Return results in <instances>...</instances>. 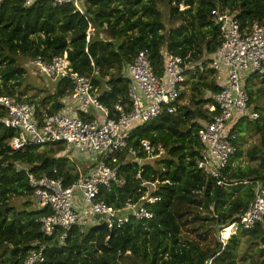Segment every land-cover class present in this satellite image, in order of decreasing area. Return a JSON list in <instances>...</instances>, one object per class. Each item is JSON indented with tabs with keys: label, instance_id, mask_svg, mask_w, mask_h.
Here are the masks:
<instances>
[{
	"label": "trees",
	"instance_id": "16d2710c",
	"mask_svg": "<svg viewBox=\"0 0 264 264\" xmlns=\"http://www.w3.org/2000/svg\"><path fill=\"white\" fill-rule=\"evenodd\" d=\"M161 3L168 6V22ZM80 4L84 12L76 11L73 4L53 5L51 0H38L30 7L19 0L0 4V95H18L33 104L38 113L58 112L65 106L63 99L74 91L71 82H55L54 92L39 101L25 97L21 87L27 69L22 60L40 55L50 61L54 56H66L70 67L81 74L90 75L99 68L95 85L109 76L110 90L101 97L105 105L112 108L121 96L130 108L132 79L123 69L141 51L150 52L155 71L163 74L167 53L197 63L217 52L222 36L211 18L215 8L235 13L243 27L264 24V0H80ZM180 5L187 8L180 10ZM90 28L93 34L87 41ZM261 73L246 79L245 88L250 79L264 78ZM185 84L192 88L189 103L178 101L175 113L165 112L138 125L130 137L133 146L144 139L165 142V156L143 165L129 161L121 152L107 159L118 168L125 184L110 191L102 188L100 198L122 210L128 198L137 201L147 190L144 181H158L157 194L162 200L153 205L154 217L144 221L131 218L121 229L112 231L86 216L85 223L74 224L66 231L62 243L64 229L59 228L52 236L42 232L39 219L50 210L38 207L27 174L17 171L14 163L26 165L37 175L64 177L67 184L83 177L87 170L74 173L68 153L60 154L70 148L63 143L13 151L8 142L17 132L0 124V264H25L33 249L45 254V261L38 264H264V217L253 229L240 226L232 236L234 228L226 230V243H207L205 237L214 225H232L252 204L256 186L245 181H264V86L246 88L250 106L260 114L254 125L249 120V127L261 136L260 144L252 147L248 156L260 164L249 170L235 169L233 157L222 171L233 184L222 187L196 166L202 149L199 131L218 112L213 100V94L221 89L218 71L207 60L188 75ZM207 91L209 97H205ZM184 96L183 92L180 99ZM5 114L0 105V116ZM245 119H240L236 128ZM238 138L236 156L241 152L239 132ZM96 164L90 160L89 171ZM141 168V178H137ZM13 197L30 199L19 207L12 202ZM185 231L196 233L199 239ZM243 239L256 251L239 255Z\"/></svg>",
	"mask_w": 264,
	"mask_h": 264
},
{
	"label": "built area",
	"instance_id": "2783aa9c",
	"mask_svg": "<svg viewBox=\"0 0 264 264\" xmlns=\"http://www.w3.org/2000/svg\"><path fill=\"white\" fill-rule=\"evenodd\" d=\"M4 1L0 0V4ZM19 1L24 7H30L38 0ZM51 1L53 5L73 4L76 11L84 12L80 0ZM211 18L222 36V44L212 57L192 63L181 55L167 53L164 72L158 74L146 49L125 64L123 73L132 79L129 87L130 108H127L121 96L112 108L105 105L101 97L110 90L109 76L103 77L100 85H95L94 77L100 75L99 68H95L90 75L81 74L70 67L66 56H54L46 61L39 55L29 60L30 67L54 82L67 79L73 85L72 95L63 99L65 106L58 112L38 113L33 104L20 100L18 95H0V105L6 110V114L0 116V124L17 132L8 142L13 151L33 145L63 143L97 163L87 174L69 184L64 177L37 175L26 165L14 163L17 171L27 174L38 207L50 210L48 215L39 219L46 236H52L62 228L65 231L61 237L62 243L66 231L74 224L85 223L86 216L92 218L94 224H106L112 231L121 229L131 218L144 221L154 217L153 205L162 200V196L157 194L158 181H144L142 184L147 190L137 201L128 198L122 210L100 198L102 188L110 191L114 186L122 187L125 184L118 168L112 167L107 159L112 153L121 152L128 156L129 161L143 165L165 156L167 147L163 141L144 139L138 146L130 144L132 131L165 112L175 113V104L181 97L188 75L207 60L209 66L218 71L219 80L223 71L226 80L220 82L221 89L213 94L218 112L212 114L199 131L202 149L196 166L210 175L219 186L233 184L222 171L238 151L236 125L242 118L254 121L260 116L250 106L245 80L264 71V24L254 23L251 27H243L235 13L220 8L212 10ZM92 34L90 28L87 41ZM69 97L73 101L72 106L67 100ZM207 107L212 108L210 105ZM142 172L143 168L137 172V178H141ZM251 182L256 186L254 200L233 223L248 230L264 217V181ZM109 238L107 236V240ZM44 261L43 251L33 249L25 264Z\"/></svg>",
	"mask_w": 264,
	"mask_h": 264
},
{
	"label": "rangeland",
	"instance_id": "374dc122",
	"mask_svg": "<svg viewBox=\"0 0 264 264\" xmlns=\"http://www.w3.org/2000/svg\"><path fill=\"white\" fill-rule=\"evenodd\" d=\"M161 8L166 14V22L169 20V10L168 6L161 3ZM187 7L184 5H180V10H185ZM22 63L26 66L27 72L23 79V85L21 87V90L25 91L24 96L35 99L39 101L42 97L51 94L54 92V86L55 82L51 80L50 78L43 75L41 72L34 70L32 67L29 66V60H22ZM264 74V71L261 73ZM253 85V87H252ZM264 86V78L261 77H254L248 81L246 84V88L250 89L252 87L254 90H257ZM192 91V88L189 84L184 85V89L182 90V93L184 92V97H182L179 101L183 103H189V95ZM210 92H206L205 97H209ZM252 125H254V121H252ZM250 121L249 119H245L243 123L236 128L237 131L241 135L240 139V149L241 152L238 156H234V161L232 163V167L235 169H247L256 167L260 164V161L251 160V158L248 156V151L255 146H258L261 141L260 133H258L253 127H249ZM253 128V129H252ZM239 142V141H238ZM66 148V147H65ZM68 153V154H66ZM61 155H68L70 158L69 160L72 161L73 165L75 166L74 173L76 171H82L83 168L87 170L86 174L89 171L90 167V160L87 155L82 153L79 150H74L73 148H66V150L60 151ZM250 183H252L250 181ZM79 194V193H78ZM34 200L37 202L35 197L33 196ZM28 197H13L12 202L17 204L19 207H23V203L27 201ZM38 205V203H37ZM240 226L236 225V233L238 232ZM232 229V228H231ZM230 230H228L229 232ZM234 233V232H233ZM232 233V234H233ZM185 234L190 236L191 238L199 239V237L196 235V233L185 231ZM230 233V235H232ZM207 237V243L212 242L216 243L217 241L226 243L229 240V237L227 238V234L225 236V229L221 228L219 225H214L213 228H210L208 231V234L205 236ZM245 239H243L240 249H239V255H243V252H253L256 251L255 246H248L244 242Z\"/></svg>",
	"mask_w": 264,
	"mask_h": 264
},
{
	"label": "crops",
	"instance_id": "0c3cea01",
	"mask_svg": "<svg viewBox=\"0 0 264 264\" xmlns=\"http://www.w3.org/2000/svg\"><path fill=\"white\" fill-rule=\"evenodd\" d=\"M225 80H226V73L223 71L222 74H221L220 82L223 83ZM140 95H141V92H140ZM67 100H68L70 106H72L73 105V101L71 102V97H69ZM238 146H239V142H238ZM87 218H89V217H87Z\"/></svg>",
	"mask_w": 264,
	"mask_h": 264
},
{
	"label": "bare ground",
	"instance_id": "6f19581e",
	"mask_svg": "<svg viewBox=\"0 0 264 264\" xmlns=\"http://www.w3.org/2000/svg\"><path fill=\"white\" fill-rule=\"evenodd\" d=\"M231 228H234V231H235L236 230V224H233V225H230V226L226 227L225 231L228 230V229H231Z\"/></svg>",
	"mask_w": 264,
	"mask_h": 264
}]
</instances>
